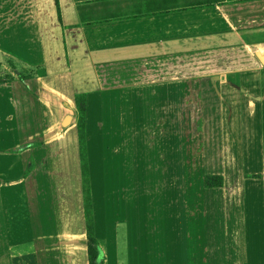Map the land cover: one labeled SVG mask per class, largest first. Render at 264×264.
Masks as SVG:
<instances>
[{"label":"crops","instance_id":"0c3cea01","mask_svg":"<svg viewBox=\"0 0 264 264\" xmlns=\"http://www.w3.org/2000/svg\"><path fill=\"white\" fill-rule=\"evenodd\" d=\"M3 34L0 56L16 74L0 80V264H88V216L74 197L79 94L88 178L91 146L102 148L108 201L100 215L90 204L102 264H264V0H0ZM143 143L167 148L151 191L168 195L173 226L157 228L155 256L125 261L104 249L108 198L135 199L138 183L105 191L127 154L102 153ZM175 146L199 148L202 169L177 220L166 181ZM214 175L223 187L205 188Z\"/></svg>","mask_w":264,"mask_h":264},{"label":"rangeland","instance_id":"374dc122","mask_svg":"<svg viewBox=\"0 0 264 264\" xmlns=\"http://www.w3.org/2000/svg\"><path fill=\"white\" fill-rule=\"evenodd\" d=\"M0 37H5L4 34L0 35ZM32 43V42H31ZM35 48V47H31ZM36 49V48H35ZM8 61L5 59L4 56H0V80H6L9 78V75L11 72L15 73L14 69L8 65ZM21 74V72H20ZM116 148L108 149L105 147L103 149V155L107 158L114 156L116 153H118L120 150V154L122 155L123 151H126L124 153L127 154V161H123V159H120V162H125V166L122 165L117 166L115 168V175H113V170H111L109 177H104V180L106 181L103 189L105 191H108V186L111 190L117 191L119 194V191H124L122 189L123 187H129L131 185L132 179L135 180L136 183H138V187L136 188V198H131L126 196L125 201L121 203L118 196L117 198L113 195H111L108 199L109 201H115L113 206H110L111 212H110V239L113 240L112 245L109 247L106 243H104V249L106 253L109 255H114L115 252H118L123 254L126 253L125 258H123L125 261L128 260V253L131 255V258L136 254L139 257H141L142 260L144 258H148L149 255L155 256L154 252L157 246V228L165 227V224L168 225V228H171L173 226V220L172 219H166L164 217L165 214H170L169 209L167 208L168 205L164 202L167 198L164 196L161 200H158L157 196H155V193L152 194L151 190L157 189L156 184L159 182L155 179V174L162 170V166L166 168L167 165V156L166 154L167 148H153L146 146L145 143L142 144L140 147L136 148H119L118 150L114 151ZM128 149H131V153ZM174 152V163L172 166L173 170V178L167 179V186L168 188L173 192V203H174V216L175 220H177V217L182 212V205L181 203L187 204L189 202L187 198V194L190 192V188L193 186V183L198 180H200V176H202V169L198 170V164L194 162L193 157L196 155L199 148L197 147H174L172 148ZM101 147H94L91 146V155L93 156V165L98 170L97 173H95V177L93 179L90 178L88 180V187L91 186L93 190V197L92 194H90V198H92V202L95 205V208L97 212L102 210V207L105 205V203L108 201L107 196L102 193V180L99 178V174L101 173L102 163H100L99 159V153L101 155ZM131 156V157H130ZM126 159V158H125ZM136 162V178H132V173L135 170V168H132V162ZM113 166L114 164L109 161L103 164V166ZM117 165V162H115V166ZM171 165L168 163V166ZM78 166V164H77ZM79 170H83L84 166L82 164V161L79 163ZM105 168L103 167V170ZM158 171V172H157ZM200 171V175L197 173ZM126 172V173H125ZM195 172V175L197 176V179H195V176L193 174ZM120 173V174H118ZM123 173H125V176H123ZM140 174V175H139ZM83 175V174H82ZM77 182V193L76 197L78 203L81 205L84 204L85 211L87 213V223L86 227L87 230L89 229V225L92 224L91 221V213L90 212V204L91 199L89 200L87 196V188H86V182L81 176V178H75ZM161 180V179H160ZM93 183V184H92ZM109 183V185H108ZM140 185V186H139ZM165 186V185H164ZM258 190L260 191V206H264V183L258 182ZM165 188V187H163ZM127 190V189H126ZM156 191V190H155ZM131 193H133V190H130ZM122 193V192H121ZM157 193V192H156ZM106 197V199H104ZM127 198V201H126ZM165 199V200H164ZM169 200V199H168ZM164 206L165 210H162L159 208V206ZM187 207V206H186ZM100 209V210H99ZM114 210H117L118 213H114ZM169 211V212H168ZM263 217V216H262ZM107 218V216H106ZM178 223L181 224V219H178ZM172 229V228H171ZM89 232V231H88ZM170 235V232L166 233V237L168 239H171L172 237H168ZM172 235V231H171ZM106 236V237H109ZM129 240V241H128ZM119 242V245H118ZM116 243V244H115ZM164 246L160 245V248ZM164 249V248H163ZM162 249V250H163ZM144 257V258H142ZM140 260V259H139Z\"/></svg>","mask_w":264,"mask_h":264},{"label":"trees","instance_id":"16d2710c","mask_svg":"<svg viewBox=\"0 0 264 264\" xmlns=\"http://www.w3.org/2000/svg\"><path fill=\"white\" fill-rule=\"evenodd\" d=\"M85 95L79 94L75 97V104L77 108V130L79 135V152L82 164L84 166L82 170L83 178L86 182L87 196L90 198V187H88V167H87V149L85 142ZM205 188H221L223 187V178L221 176H205L204 177ZM91 213V212H90ZM87 248H88V264H102L103 255L99 247V244L94 237L92 224L88 229Z\"/></svg>","mask_w":264,"mask_h":264},{"label":"water","instance_id":"95a60500","mask_svg":"<svg viewBox=\"0 0 264 264\" xmlns=\"http://www.w3.org/2000/svg\"><path fill=\"white\" fill-rule=\"evenodd\" d=\"M257 57L261 61L262 65L264 66V56L263 55H260V54H257Z\"/></svg>","mask_w":264,"mask_h":264}]
</instances>
